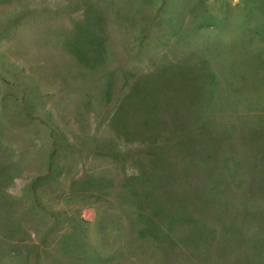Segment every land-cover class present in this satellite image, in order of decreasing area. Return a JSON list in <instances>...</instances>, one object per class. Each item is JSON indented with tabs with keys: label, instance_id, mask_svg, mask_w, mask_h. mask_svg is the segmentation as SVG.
<instances>
[{
	"label": "rangeland",
	"instance_id": "obj_1",
	"mask_svg": "<svg viewBox=\"0 0 264 264\" xmlns=\"http://www.w3.org/2000/svg\"><path fill=\"white\" fill-rule=\"evenodd\" d=\"M0 264H264V0H0Z\"/></svg>",
	"mask_w": 264,
	"mask_h": 264
}]
</instances>
